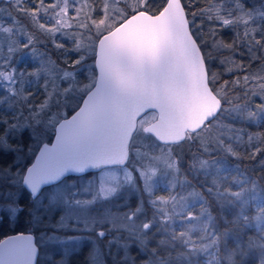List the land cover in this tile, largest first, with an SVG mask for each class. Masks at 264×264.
Returning a JSON list of instances; mask_svg holds the SVG:
<instances>
[{
    "label": "rangeland",
    "instance_id": "1",
    "mask_svg": "<svg viewBox=\"0 0 264 264\" xmlns=\"http://www.w3.org/2000/svg\"><path fill=\"white\" fill-rule=\"evenodd\" d=\"M156 1L158 3V1L160 2L161 0ZM37 3L39 4V8L36 7ZM53 3L58 6L53 7L48 0H43V2H41V0H35V3L33 0H23L22 4L20 0H11L10 4H0V8L4 9V11L0 13V25H3V27L7 29V31L0 30V55L4 58L3 61L0 62L7 65L9 60H11L12 64V67L8 71L0 69V76H3L5 79H11L13 72H16L17 78L21 81V85L17 87H12L11 84L3 85L8 93H15L14 96L6 97V93L3 92V89H0V114L2 113L8 117L16 116L20 119L24 118L23 114H26L25 119L27 121L36 111V109H33V111H29V109L32 108L33 105H36L38 108L52 95L53 91H55V95L52 96L51 99V104L52 112L57 113L58 116L55 121L49 122L45 120L42 126L41 138H49V136L53 135L57 121L67 116L70 111L77 108L81 103L80 101L88 88L96 81L95 52L98 38L103 32L108 31V29L112 28L123 19L121 16H114L108 19H101L97 16L95 20H91L86 18L87 9L85 8L79 12V18L74 20L72 15L67 11L71 7L67 0H53ZM143 3L144 0H128V4L136 8H139ZM28 15L29 21H26L23 16L27 17ZM49 17H51V20ZM56 21H59V23L57 24ZM97 22H99L101 27L89 29L82 34L81 25L97 24ZM72 25L76 26L74 32L75 39L71 38L72 32L69 26ZM65 33H68V37H65ZM53 36H55V39H53ZM56 45L60 46L57 47ZM77 46L80 49L78 55L72 51V49ZM249 47L251 48L250 45ZM254 54H259L258 50L251 49L248 57L251 58ZM77 60H79L78 63H76ZM50 61H55V64L53 65ZM219 61L218 64L221 65L222 63L224 69L229 70L230 65L227 60L222 59ZM71 64H74V68L70 70L75 71L77 76L75 78L69 77V86L72 87V91L68 93L67 99H65L63 92L66 91V88L62 87L59 81L62 76V71ZM19 73H23V75L20 76ZM30 73L32 75H29ZM15 83L16 81L12 80V84ZM44 84H48L47 89H43ZM27 86L42 88L43 90H41L44 94L43 101L40 103L29 102V100H27V95L30 94V92L25 91ZM257 88L264 90V82L260 83ZM45 92H47L48 95H45ZM262 98L264 99V96ZM256 102L259 103L260 101ZM257 103L252 106L247 105L248 107L227 104L225 105L223 113L227 116L230 115L231 118L239 117L241 120H249L256 123L264 116V103L261 105ZM9 105H11V107H9ZM50 114L51 113L46 115ZM154 118H156V114L151 113L145 114V116L139 120V128L135 131L131 143L133 145L131 146L132 160L127 166L125 165V167L121 169H117L116 166L104 167L103 170L98 172L99 174H97V176H92L91 182H82L80 188H87L88 191L95 188L98 194L116 192V194H120L122 197L124 195L126 196L127 192L130 190L131 195L135 198L138 194H143L140 186H143L145 189L144 191H147L148 194L153 195L159 184L167 183L169 185L173 181H176L175 174L178 172L177 170H179L176 169V167L179 166V161L174 153V149L172 146H167L158 141L156 142V140L151 141L148 132H144L146 123ZM224 119L225 118L213 119L216 129L219 130L217 134L215 132L213 134L221 144L223 141L221 137L224 134L230 135L235 130V125H239L241 132H244L247 128V124L243 125V123H236L233 126L232 122H224ZM5 120L7 121V118H5ZM213 134L209 135L211 136ZM210 136L206 135L210 142L204 141V145H202L205 150L204 152L209 155L206 160L209 166L208 169L210 171H216L215 174L220 173L224 175L223 177H228L226 175H232V173L239 176L234 182L236 190L232 195L227 192L226 194L220 190H216L215 192V195L222 199V202L218 204L219 207L226 209L229 207L231 208L232 205H236L235 202L238 200L237 198L233 199L235 196L234 193H237V189L242 186L243 181H246L247 176L246 178H241L243 175L238 172V165L224 166L220 160L214 158L213 150L215 147L212 145L213 139H211L212 137ZM194 137V134L188 135L190 140ZM231 137L234 138L237 136L230 135V137L228 136L227 138ZM252 137L253 135L251 134L250 139ZM238 139L242 140L240 136L237 137V140ZM240 143L244 144L243 141H240ZM33 144L34 142L31 145ZM245 146L246 145H244V147ZM32 150L34 151L35 149L32 148ZM152 155H156L158 158L153 157V160L151 157ZM213 158L216 162L212 166L210 160ZM225 167H227V169H225ZM170 168L174 170L173 179L171 176H169L170 179H167V175H163V171L165 169L170 170ZM158 171H161L159 176L157 175ZM161 175L163 176L162 178H160ZM243 187L244 190L238 192L236 195H241L239 198L248 202L252 201L255 208H260L262 204H264V194L257 191L253 192L255 190L254 185L248 184ZM188 194L187 192H183L181 194L183 197L182 199L174 197L166 199V197L163 196H160V198L156 197L157 200L162 199L161 203L164 204V207L171 209L170 212L175 213V216L173 214L166 219L165 223L167 226L164 229L167 237L169 234H173V240L172 238L169 239L170 245H176L181 250L179 251L178 249L176 254L173 255V259L175 258V260H178V264H221L219 263V251L222 248L220 249L219 245L220 239H224L225 234H217L218 229L214 218H212L211 205H198L199 201L201 204L204 201L201 195L181 203L186 199L185 197L188 196ZM139 200H141L140 197ZM138 204L140 205L141 203L139 202ZM194 204L198 205V210L196 211H193L191 208ZM137 211L135 213L136 217L139 214L141 217L147 214V211H143L141 208H138ZM186 211L188 212L183 214ZM123 215V213H119V220L126 224V217ZM135 222H137V220H135ZM137 223L139 224V222ZM253 223L254 227L257 229L264 228V213H255ZM226 243L227 240L225 239V243L223 244L225 247L222 251H226ZM240 250L241 249H238L239 252H241ZM222 255H224L226 259L233 258L231 254L227 255V253H224ZM261 261V264H264V248ZM148 264H154V261Z\"/></svg>",
    "mask_w": 264,
    "mask_h": 264
},
{
    "label": "water",
    "instance_id": "2",
    "mask_svg": "<svg viewBox=\"0 0 264 264\" xmlns=\"http://www.w3.org/2000/svg\"><path fill=\"white\" fill-rule=\"evenodd\" d=\"M96 46V81L78 107L57 121L51 144L46 140L39 146L51 148L59 138L63 150L57 161L74 174H80L79 167L87 172L125 165L138 121L149 111L157 114L144 131L161 143L180 142L221 111L223 98L210 85L205 53L183 0H166L157 12L128 15L103 32ZM55 167L49 162L43 170L48 174ZM18 240L27 250L6 243ZM38 254L30 231L0 239V264H37Z\"/></svg>",
    "mask_w": 264,
    "mask_h": 264
},
{
    "label": "trees",
    "instance_id": "3",
    "mask_svg": "<svg viewBox=\"0 0 264 264\" xmlns=\"http://www.w3.org/2000/svg\"><path fill=\"white\" fill-rule=\"evenodd\" d=\"M96 1L97 4L101 2V0ZM165 2L166 0L158 1V3L156 0H151L147 10L157 12L163 7ZM2 3L10 4L8 0H0V4ZM183 3L185 8H187L191 29L198 41H200L205 53L210 74L209 81L214 90L221 97L223 96L222 109L215 116V119L225 118L224 122H232L233 126L236 123L247 124V128L244 132H241L239 125H235V130L230 134L232 136H240L242 140H238L243 141L244 144H241L237 137L227 138L230 135H223V131V136L221 137L223 141L222 144L219 143L217 137H214L215 135L213 134L214 132L217 134L219 131L214 125V120L201 127L197 133H193L195 136L193 139L190 140L186 137L178 143L170 144L169 146H172L179 161V166L176 167L179 170L175 174L176 183H170L164 190L157 191L156 195L158 196L157 198L163 196L166 199H171V197L182 199L181 194L183 192L189 193L181 203L201 195L204 201L202 204L199 201L198 205H211L212 218H214L218 229L217 234H225L224 239H220L219 247L222 249L219 251V263L261 264L264 248V228H255L253 219L255 213H264V204L260 208H255L252 201L242 200L239 198L241 195L236 194L242 192L244 190L243 186L248 184L254 185L255 190L253 192L257 191L264 194V116L256 123H253L249 120H241L239 117L231 118L230 115L224 114L223 110L227 104L252 106L257 103L256 101H260L257 103L259 105L264 103L262 98L264 90L257 88L260 83L264 82V0H183ZM23 18L29 21V15L27 17L23 16ZM224 20H227L228 23L224 24ZM251 49L258 50L259 54H254L251 58L248 57ZM222 59L227 60L230 65L229 70L224 69L222 63L221 65L218 64L219 60ZM41 89L27 86L25 91L30 92L27 95V100L31 103L42 102L44 94ZM24 106L26 107L25 103ZM151 113L156 114L154 111H149L146 114ZM23 115L24 118L20 119L16 116L8 117L1 113L0 120L7 118L9 124L12 122L23 124L26 121V114ZM2 130L3 126L0 125V131ZM209 134L213 135L210 136ZM251 134L253 137L250 139ZM148 135L151 141L156 140L149 132ZM206 135L213 139L212 145L215 147L213 150L214 158L220 160L224 166L238 165L237 170L243 175L241 178H246L247 176L246 181H243L242 186L237 189V193H234L236 197L233 195V199H238L235 202L236 205H232L234 207L231 206V208L227 209L219 207L218 204L222 202V199L218 198L215 192L220 190L232 195L236 190L234 182L239 176L232 173V175L227 174L226 176L228 177H223L224 175L220 173L215 174L216 171L212 170V167V171L208 169L209 166L206 160L209 155L204 152L205 150L202 146L204 141H208ZM12 143L22 145L13 142V140ZM244 145L246 146L244 147ZM5 154H7V151L0 148V159H3ZM19 158L18 155L15 156V159L18 160ZM214 158L210 160L212 166L216 162ZM9 165L11 166V164L0 163V169ZM168 174L167 179H170L169 176L173 179V168H170ZM198 205H192V210H198ZM160 207L162 206L158 205V208ZM155 208L150 207V209ZM162 208L164 209V207ZM165 208L166 211L160 210V212L155 213V220L160 225H164L166 222V220H161L164 215L170 217L174 214L175 216V213L170 212L171 209ZM161 229L165 228L161 227ZM6 233L2 223H0V238L5 236ZM170 238L173 240V234H169L168 239ZM225 239L227 240L226 251H222L225 247L223 245ZM174 249L170 248L167 251L148 257L140 256L139 264H148L153 261L154 264H178V260L173 259V255L176 254L179 248ZM238 249H241V252ZM179 251L181 250L179 249ZM224 253H227V255L231 254L233 258L226 259L222 255ZM131 260L129 262L124 261L123 264H132Z\"/></svg>",
    "mask_w": 264,
    "mask_h": 264
},
{
    "label": "snow or ice",
    "instance_id": "4",
    "mask_svg": "<svg viewBox=\"0 0 264 264\" xmlns=\"http://www.w3.org/2000/svg\"><path fill=\"white\" fill-rule=\"evenodd\" d=\"M11 2V0H9ZM35 3V0H33ZM43 2V0H41ZM53 7L58 5L53 3V0H48ZM71 7L67 10L72 18L78 19L79 12L87 9L88 19L95 20L97 16L101 19H108L114 16H121L126 18L128 15L135 14L141 9H148L151 0H144V3L140 5L139 8L130 6L128 0H101L97 4L96 0H67ZM20 3H23V0H20ZM19 6V5H18ZM36 7L39 8V4H36ZM4 11L3 8H0V13ZM51 20V17H49ZM58 24L59 21H56ZM224 24H227L228 21L224 20ZM70 31L72 32V39H75V25L69 26ZM81 32L88 31L92 28L101 27L99 22L97 24L91 25H81ZM0 30L7 31L0 25ZM59 31V29H58ZM65 37H68V33H65ZM55 39V36H53ZM63 43V41H62ZM59 47L60 45H56ZM74 53L78 55L80 49L74 47L72 49ZM3 56L0 55V61H3ZM53 65L55 61H50ZM79 60L76 61L78 63ZM12 67L11 60L8 64L5 65L0 62V69L8 71ZM74 64L69 65L62 71V76L60 77V85L66 88V91L63 92L65 99H67L68 93L72 91V87L69 86V77L75 78L77 73L73 70ZM20 76L23 73H19ZM29 75H32L31 73ZM12 80H15L16 83L12 84ZM5 84H11L12 87H17L21 85V81L17 78V73L13 72L11 79H5L3 76H0V89H3V92L6 93V97L14 96L15 93H8L7 89L3 87ZM48 84H44L43 89H47ZM42 89V90H43ZM45 95H48L45 92ZM55 95L53 91L52 95L49 96L47 100L44 101L38 108L36 105H33L29 111L36 109L33 116H30L27 121L23 124L16 122H9L5 120H0V125L3 126V130L0 131V148H3L5 151L13 152H23L27 151L31 154V163L27 164L22 170L17 168L13 169L10 165L0 169V219H2V214L4 212H11L13 216L28 212V215L31 217L33 222L39 223L45 219H48L50 227L53 231L51 233L45 232L41 235V239L47 238L52 241H59L61 243H73L81 240L87 239L83 235H64L60 236L61 232H71V233H82V232H91L92 228L86 226H80L84 224V221L76 216V210H83L90 205L82 203L81 197L87 194V188H79L75 182H68V176L73 175L74 173L69 171L67 166L60 164L57 161V154L63 150V146L59 144V138H57V144L53 145L51 148L47 144L43 145V150L40 147L37 148L40 155L37 156L36 152L32 150V145L28 144L25 148L24 145H18L12 143V138L16 136L24 135L25 132L29 133V137L33 142L37 141L42 135V126L45 123V120L51 122L57 119L58 114L52 112L51 99ZM27 99V98H25ZM11 107V105H9ZM50 115H46L49 114ZM52 138L49 137L48 143L51 144ZM35 159V163H33ZM52 162L56 164V167L48 174L44 172V166ZM85 169L79 167L75 169L76 173L83 174ZM26 190L28 193V204L31 205L28 208L25 205V200L23 199V192ZM41 209L44 211L42 212ZM50 210L52 211H61L56 220L53 222L50 216ZM96 236L100 239H103L104 232L97 231ZM28 240L34 239V237H27ZM10 247H15L19 243L21 246L27 250L28 245L23 242V240L18 241H9L6 242ZM128 257L126 256L125 259ZM97 259L89 255L86 257L87 264H92L93 260ZM99 260L103 261V252L99 253ZM106 264V262H105Z\"/></svg>",
    "mask_w": 264,
    "mask_h": 264
},
{
    "label": "flooded vegetation",
    "instance_id": "5",
    "mask_svg": "<svg viewBox=\"0 0 264 264\" xmlns=\"http://www.w3.org/2000/svg\"><path fill=\"white\" fill-rule=\"evenodd\" d=\"M198 131H190L188 135L197 133ZM52 136L53 135L49 137L53 138ZM30 139L27 132H25L24 135L12 138L13 142L20 143L24 145L25 148L28 144L33 143ZM46 140H49V138L39 137L32 145V148L35 149L34 151L37 152V148ZM162 144L169 146L173 143ZM16 155L20 157L18 160L15 159ZM4 157L5 158L0 159V163L11 164L14 170L17 168L22 170L27 164L31 163V154L27 151L19 153L7 151ZM151 157L153 160V157L158 158L156 155H152ZM131 160L132 155L125 165L127 166ZM125 165L114 166H116L117 169H121L125 167ZM103 168L87 171L83 174L70 175L68 176V182H75L80 188L82 182H91L92 176H97V174H99L98 172L103 170ZM168 172L169 170L165 169L163 175L168 176ZM160 174L161 171H158L157 175L159 176ZM162 177L161 175L160 178ZM174 183H176V181H173V184ZM167 186V183L159 184L153 195L148 194L147 191H144L145 189L143 186H140L143 194H138L135 198L131 195L130 190L127 192L126 196L124 195L123 197L120 196V194H116V192L98 194L95 188L89 190L87 194L81 197V200L82 203L88 204L90 207L83 210H76V216L84 221V224L80 226L92 228L93 231L59 233L60 236L83 235L87 238L78 242L61 243L58 240L41 239L43 233H51L53 229L48 226V219L40 221L39 223L33 222L27 211L15 216H13L10 211L4 212L2 214L3 218L0 219V223H2L4 230L7 232L6 234L17 231H30L34 234L39 248L37 264H87L86 257L89 255L97 258L93 260L92 264H105V262L106 264H123L124 261L129 262L131 259L132 264H139L140 256L148 257L161 253L162 251H167L170 248H179L176 245H170L164 229H161V227L165 228L167 224L160 225V223L155 220V213L160 212V210L166 211L164 204L161 203L162 199H156V197H158L156 195L157 191L164 190ZM139 197L141 200H139ZM27 198L28 193L25 190L23 192V199L25 200V205L30 208L31 205L28 204ZM138 200L141 203L140 205L138 204ZM158 205H161L164 209L162 207L158 208ZM151 206L156 208L150 209ZM138 208L147 211V214L144 217H141L140 214L136 217L135 213ZM41 211L43 212L44 210L41 209ZM120 212L126 217V224L119 220ZM60 214H62V210H50L51 220L54 222ZM167 218L168 217L164 215L161 220L165 221ZM135 220H137L139 224L135 222ZM97 231L104 232L103 239L96 236ZM100 252H103V261L98 259ZM126 256L128 257L127 259H125Z\"/></svg>",
    "mask_w": 264,
    "mask_h": 264
}]
</instances>
